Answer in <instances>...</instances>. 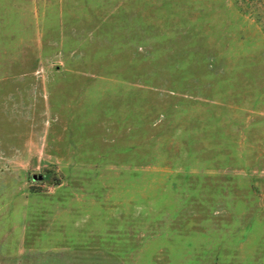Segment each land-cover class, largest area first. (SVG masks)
Wrapping results in <instances>:
<instances>
[{
	"label": "rangeland",
	"instance_id": "1",
	"mask_svg": "<svg viewBox=\"0 0 264 264\" xmlns=\"http://www.w3.org/2000/svg\"><path fill=\"white\" fill-rule=\"evenodd\" d=\"M0 264H264V0H0Z\"/></svg>",
	"mask_w": 264,
	"mask_h": 264
}]
</instances>
